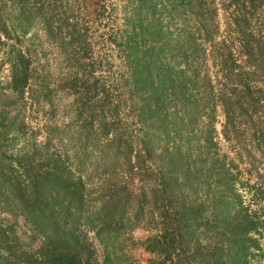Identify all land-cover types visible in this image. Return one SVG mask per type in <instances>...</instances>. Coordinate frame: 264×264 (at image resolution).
I'll use <instances>...</instances> for the list:
<instances>
[{
	"label": "trees",
	"instance_id": "obj_1",
	"mask_svg": "<svg viewBox=\"0 0 264 264\" xmlns=\"http://www.w3.org/2000/svg\"><path fill=\"white\" fill-rule=\"evenodd\" d=\"M119 1L121 22L109 42L123 60L121 83L138 129L130 140L113 133L99 153L113 173L136 179L138 191L105 179L89 199L83 177L50 151L48 131L32 128L23 106L7 109L25 98L31 79L28 57L8 48L0 214L13 219H0V264H264V0ZM12 3L4 37L27 33L33 20L46 36L61 31L48 0ZM98 126L107 130L103 119ZM17 217L40 238L35 249L2 224ZM138 223L149 233L141 241L145 263L116 251Z\"/></svg>",
	"mask_w": 264,
	"mask_h": 264
},
{
	"label": "rangeland",
	"instance_id": "obj_2",
	"mask_svg": "<svg viewBox=\"0 0 264 264\" xmlns=\"http://www.w3.org/2000/svg\"><path fill=\"white\" fill-rule=\"evenodd\" d=\"M119 5V0H48L50 15L56 24L62 25L60 32L46 36L39 22L33 20L25 34L19 30L11 32L8 37L0 34V101L5 99V94L9 95L6 89L9 65L3 60L5 52L11 47L20 49L30 60L31 79L25 87V98L16 106L8 105L7 109L13 113L20 105L23 106L22 115L26 116L31 127L40 130L42 136L48 131L50 151L63 154L74 174L83 177L91 200L105 179L110 184L119 182L118 189L122 190L128 186L137 192L139 187L136 179H128L118 169L113 173L108 162L102 161L109 158H102L99 153L113 133L118 132L123 140H130L131 133L135 134L138 129L129 112L125 88L121 83L123 60L109 42L110 29L121 22ZM14 8L12 0H0V30L6 14ZM68 25L75 30L66 29ZM0 107L4 106L0 103ZM217 114L215 126L220 133L223 123L220 109ZM101 119L107 130L99 128ZM42 136L38 141L43 143L45 139ZM218 141L221 151L228 152L227 143L220 135ZM85 146V154H74V150L79 152ZM156 151L160 153L158 148ZM1 218L13 219L8 214H0ZM16 220V223L2 224L12 226L24 247L35 249L40 238L32 233L21 217ZM145 227L146 223H138L125 230L118 239L116 251L123 260L147 261L150 255L141 245L149 234ZM88 237L97 258L102 261V245L92 231H88Z\"/></svg>",
	"mask_w": 264,
	"mask_h": 264
}]
</instances>
